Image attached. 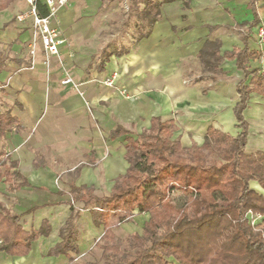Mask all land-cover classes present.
Returning a JSON list of instances; mask_svg holds the SVG:
<instances>
[{
  "label": "crops",
  "instance_id": "0c3cea01",
  "mask_svg": "<svg viewBox=\"0 0 264 264\" xmlns=\"http://www.w3.org/2000/svg\"><path fill=\"white\" fill-rule=\"evenodd\" d=\"M148 3L158 5L149 29L117 42L113 23L128 20L131 8L148 23ZM26 10L24 0H9L0 10V111L16 120L1 141L3 158L16 164L11 171L21 178L15 183H26L10 190L3 179L0 202L20 217L23 231L43 223L50 230L24 256L0 251V264H71L65 255L49 254L63 235L75 233L78 253H69L75 260L103 231L83 202L71 209V200L86 190L109 195L129 166L126 137L137 139L153 118L172 123V139L185 148L201 145L209 127L237 136L233 109L244 74L228 55L246 48L260 54L247 69L264 68V0H67L51 23L65 40L61 64L44 52L32 18L17 19ZM38 12L47 14L44 3ZM64 72L77 91L60 84ZM114 73L115 86L103 85ZM243 116L264 122V97L251 93ZM251 188L264 193L257 183ZM140 216L143 225L146 215Z\"/></svg>",
  "mask_w": 264,
  "mask_h": 264
},
{
  "label": "trees",
  "instance_id": "16d2710c",
  "mask_svg": "<svg viewBox=\"0 0 264 264\" xmlns=\"http://www.w3.org/2000/svg\"><path fill=\"white\" fill-rule=\"evenodd\" d=\"M8 2L0 0V10ZM145 8L152 24L158 5L148 3ZM228 57L236 58L244 74L233 109L237 136L209 127L201 145L185 148L179 138L172 139V123L153 118L150 129L137 139L126 137L129 166L109 195L97 198L86 190V195L71 200V209L74 201L83 202L94 225L103 226L95 243L103 264H264V194L251 188L257 183L264 190V152H246L249 124L243 116L251 93L264 97V68L247 69L246 63L260 54L246 48ZM15 123L9 111H0V182L4 179L10 190L26 184L15 183L21 178L11 171L16 164L3 158L1 141ZM175 193L184 197L182 205L173 200ZM134 214H144L146 220L140 233L127 236L128 253L114 230ZM255 219L260 221L253 223ZM19 220L0 202V251L9 256L26 255L31 244L50 230L43 223L40 229L25 232ZM75 241L69 230L49 254L65 255L73 264L69 253H78Z\"/></svg>",
  "mask_w": 264,
  "mask_h": 264
},
{
  "label": "rangeland",
  "instance_id": "374dc122",
  "mask_svg": "<svg viewBox=\"0 0 264 264\" xmlns=\"http://www.w3.org/2000/svg\"><path fill=\"white\" fill-rule=\"evenodd\" d=\"M122 11L124 14H127L124 6L122 7ZM136 11L137 10H134L133 8H131L130 11L128 12L130 14V18H128V20L122 23L120 22L113 23L114 27L112 28H114V31H112V33H115L114 35L117 38V42L121 43L122 42L121 39L123 38L127 40L128 39L127 32L131 33V37L134 39V38H137V34L139 32L141 31L144 32L145 28L149 29L150 27L149 23H145V22L140 23L138 21L137 19L138 17H136L137 15ZM248 123L250 127L248 131V144L246 147V151L248 153H251L252 151L258 150V148L264 149V122H259L253 119H249ZM180 196L181 195L179 193H175L172 198L176 203H179L180 205H182L184 202V197L181 196V199H180ZM75 208L77 209V205H75ZM86 212L88 211H85L84 213ZM142 217L143 216L134 214V216L129 222L119 224L118 228L114 230L116 237L119 238L121 241L122 249L128 253H131V252L129 250V246H128L126 238L130 234L141 232L142 221H143ZM258 221H260V219H255L253 223H257ZM73 226L77 227L78 230L82 229V225H78V226L73 225ZM73 226L67 225L66 230L71 227L73 228ZM97 230H99V233L101 232L100 227L97 228ZM100 256H101V250L96 248L94 245L84 255L82 256L79 254L76 255V258L73 264H103V262L100 260Z\"/></svg>",
  "mask_w": 264,
  "mask_h": 264
},
{
  "label": "built area",
  "instance_id": "2783aa9c",
  "mask_svg": "<svg viewBox=\"0 0 264 264\" xmlns=\"http://www.w3.org/2000/svg\"><path fill=\"white\" fill-rule=\"evenodd\" d=\"M27 5V10L17 16L19 21H22L25 17H31L33 26L35 28V35L39 39L40 44L48 57H55L58 63L61 64L60 60V47L65 43L64 38L61 36L60 31L51 25L52 20L56 17V11L59 7L66 4L67 0H24ZM44 3L47 14L41 16L38 12V5ZM264 35L263 29L259 31V37L262 38ZM36 39H34L35 41ZM34 51H31L33 54ZM116 73L102 81L103 85L108 87L115 86ZM61 85L71 84L72 87L77 91L78 85L74 83L69 73L64 72V76L60 81ZM120 92L128 97L125 90ZM254 221V220H253ZM1 244V241H0Z\"/></svg>",
  "mask_w": 264,
  "mask_h": 264
}]
</instances>
